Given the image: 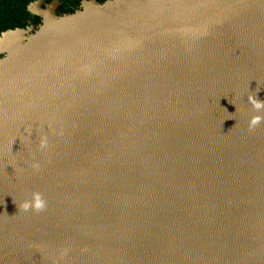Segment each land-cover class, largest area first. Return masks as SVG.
I'll return each instance as SVG.
<instances>
[{
    "label": "water",
    "instance_id": "1",
    "mask_svg": "<svg viewBox=\"0 0 264 264\" xmlns=\"http://www.w3.org/2000/svg\"><path fill=\"white\" fill-rule=\"evenodd\" d=\"M41 5L0 35V264H264V0Z\"/></svg>",
    "mask_w": 264,
    "mask_h": 264
},
{
    "label": "trees",
    "instance_id": "2",
    "mask_svg": "<svg viewBox=\"0 0 264 264\" xmlns=\"http://www.w3.org/2000/svg\"><path fill=\"white\" fill-rule=\"evenodd\" d=\"M37 0H0V35L10 29H25L31 25L37 26L41 18L29 10L32 2ZM43 5L52 0H41ZM103 3L105 0H97ZM81 5V0H60L57 14L73 13ZM1 57V55H0Z\"/></svg>",
    "mask_w": 264,
    "mask_h": 264
},
{
    "label": "clouds",
    "instance_id": "3",
    "mask_svg": "<svg viewBox=\"0 0 264 264\" xmlns=\"http://www.w3.org/2000/svg\"><path fill=\"white\" fill-rule=\"evenodd\" d=\"M249 99H250V102L253 104V106L257 110L264 108V102L258 101L251 97ZM261 119L262 117L260 116L253 117V119L250 121V127H254L255 125L259 124ZM45 207H46V202L43 200L40 193H34L33 200L25 202L23 205V208L25 211L29 209H34L36 211H42L44 210Z\"/></svg>",
    "mask_w": 264,
    "mask_h": 264
},
{
    "label": "bare ground",
    "instance_id": "4",
    "mask_svg": "<svg viewBox=\"0 0 264 264\" xmlns=\"http://www.w3.org/2000/svg\"><path fill=\"white\" fill-rule=\"evenodd\" d=\"M22 36V32H14V33H10L8 35H6V39L3 41V45L5 47L10 46L13 42L18 41Z\"/></svg>",
    "mask_w": 264,
    "mask_h": 264
},
{
    "label": "rangeland",
    "instance_id": "5",
    "mask_svg": "<svg viewBox=\"0 0 264 264\" xmlns=\"http://www.w3.org/2000/svg\"><path fill=\"white\" fill-rule=\"evenodd\" d=\"M42 7H44L43 6V2H42V5H41ZM33 9L35 10L36 9V6H33ZM0 46H1V44H0ZM5 50H3L1 47H0V54H3V52H4Z\"/></svg>",
    "mask_w": 264,
    "mask_h": 264
},
{
    "label": "flooded vegetation",
    "instance_id": "6",
    "mask_svg": "<svg viewBox=\"0 0 264 264\" xmlns=\"http://www.w3.org/2000/svg\"><path fill=\"white\" fill-rule=\"evenodd\" d=\"M43 6H44V5H43ZM58 7H59V6H58ZM80 7H81V5H78V8H80ZM58 9H59V8H57V10H56L57 12H58Z\"/></svg>",
    "mask_w": 264,
    "mask_h": 264
}]
</instances>
